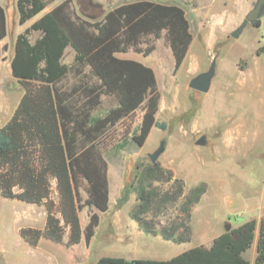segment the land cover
<instances>
[{"label":"trees","instance_id":"trees-1","mask_svg":"<svg viewBox=\"0 0 264 264\" xmlns=\"http://www.w3.org/2000/svg\"><path fill=\"white\" fill-rule=\"evenodd\" d=\"M55 1L15 0L19 25ZM260 24L259 19L253 26ZM163 32L176 72L193 39L186 13L176 4L136 0L90 22L73 10L71 0H64L16 36L10 70L22 94L11 116L0 126V196L44 206L43 228L19 230L27 245L36 247L40 239L59 244L65 231L68 246L79 244L82 237L89 245L99 216L92 213L82 230L78 214L83 207L108 211L107 164L100 144L106 131L140 107L141 123L132 137L138 146L144 144L152 129L166 128L155 117L159 92L153 70L139 61L116 56L130 51L149 55L153 45L147 41L160 38ZM6 36V14L0 5V41ZM142 44H147L145 49ZM6 48L3 45V51ZM67 48L73 51L70 65L63 62ZM254 53L264 56V38ZM238 66L241 71L245 68L240 61ZM101 96L112 98L115 106L103 116H94ZM146 172L155 180L165 176L170 181L173 177L157 162ZM182 183L173 179L172 190L163 193L155 207L159 210L169 200L184 198L178 205L181 217L160 230L163 240L177 245L189 242L185 223L192 206L205 193L201 184L185 194ZM80 188L87 195L84 201ZM149 194L143 188L139 190L137 207L129 217L145 233L152 234V218L146 217ZM255 235L252 264H264V215L259 221L249 219L238 225L228 221L209 247L193 246L167 260L102 256L92 264H251L243 254L251 248Z\"/></svg>","mask_w":264,"mask_h":264},{"label":"rangeland","instance_id":"rangeland-1","mask_svg":"<svg viewBox=\"0 0 264 264\" xmlns=\"http://www.w3.org/2000/svg\"><path fill=\"white\" fill-rule=\"evenodd\" d=\"M12 1L1 0L6 11L7 36L0 42V126L11 116L22 94V88L12 77L9 67L14 40L18 33L41 16L39 14L19 25L18 14L16 8L12 7ZM62 1L64 0H56L45 11ZM132 1L136 0H71V6L81 18L96 22L101 20L108 10ZM149 1L176 4L184 9L193 39L182 65L174 72V61L164 32L160 38L147 41L153 45L149 55L130 51L116 56L139 61L153 70L159 92L158 112L155 117L159 122H164L166 128L152 129L144 144L138 146L132 137L141 123L143 108L140 107L106 131L100 144L102 156L107 164L108 211L102 213L93 207H83L78 214L82 230L92 213L99 216V225L89 245L85 244L82 237L79 244L68 246L67 231L59 244L40 239L36 247L27 245L19 236V230L43 228L46 220L44 206L8 200L0 196V264H92L102 256L153 258L160 257L161 254L165 258L199 244L209 246L211 238H202L206 225L209 228L208 224H212L214 219L220 222V213L224 208L238 209L247 204L245 195L250 192V184L247 183L251 178L255 182L253 189H260L264 177V151L260 153L259 158L254 155L253 159L250 154L247 160H241L239 157L231 159L221 153L219 140L224 135L228 120L224 119L225 104L223 105V100L221 103V96L216 90L218 86L203 94L191 90L188 83L198 73L207 71L213 59L216 72L220 73V76L218 74L214 79L220 77L216 80L217 83H224L234 69L235 61L239 57H247L257 44L258 47L263 43L264 15L260 18L262 24L259 27L248 25L237 38H231L230 32L240 22L233 27L230 13L242 0ZM223 3H230V8H225ZM35 36L36 34H33L32 38ZM3 45H6V51H3ZM146 46L147 44H142L141 48L145 49ZM72 60L73 51L67 48L63 62L70 65ZM239 61L244 66V61ZM68 80L73 82L70 77ZM239 96L235 95V98H240ZM114 106L112 98L101 96L100 105L93 115L103 116ZM201 136L208 137L207 143L193 145ZM161 141H165V147L156 162L161 169L178 172L182 178L178 175L174 178L172 173L170 181L165 176L155 180L146 172L148 166L152 165L148 154H152ZM236 159L237 162H233ZM228 162L231 168L226 166ZM193 178L198 179L197 183L205 185V192L207 187L208 190L204 200L192 206L190 218L185 223L189 229V242L177 245L165 241L160 236V230L178 221L181 217L178 205L184 198L169 200L166 205H160L159 210H155V207L162 194L172 190L173 179L182 180L186 194L190 189L201 185H192L189 188L190 185L183 180L191 182ZM219 183L222 184L218 190L216 187ZM141 188L150 193L148 196L151 203L148 205L146 217L152 218V234L145 233L129 217V213L137 207V196ZM79 195L82 201L87 197L82 188L79 189ZM209 200L215 205L211 206ZM206 202L213 207L212 210L205 209ZM241 222V218L233 221L236 224ZM178 232L180 233L181 229Z\"/></svg>","mask_w":264,"mask_h":264},{"label":"crops","instance_id":"crops-1","mask_svg":"<svg viewBox=\"0 0 264 264\" xmlns=\"http://www.w3.org/2000/svg\"><path fill=\"white\" fill-rule=\"evenodd\" d=\"M241 2L242 3H240L239 6L234 8L230 13V18L233 21V27L243 19L246 12L252 7L254 0H242ZM12 4V7L14 8L15 0L12 1ZM0 5L5 11L4 5L1 0ZM223 5L226 6L225 8H230V3L229 5L223 3ZM48 11L44 10L43 12L45 13ZM43 12L41 14H43ZM257 45L247 57H239L235 61L234 69L230 74H228L224 83L222 81H218L217 83L216 80L220 77L214 79L216 75L219 74L218 76H220V73L216 72L215 65V74L210 84L209 91L214 90L215 87L218 86V89L216 90H218V94L221 96V103L223 100V105L225 104L224 119L228 120V126L226 127V129H224V135L222 136V139L219 140V148L221 149V153L225 154L228 158L231 159L239 157L241 160H244L243 158L247 160V157H249L250 154L253 155V159L254 155L259 158L260 153L264 151V56L255 55L254 52L257 48ZM239 60L244 61L245 69L242 71L239 70L237 66V62ZM238 94L240 95V98H235V95L238 96ZM231 120H233V122H230ZM207 141L208 137L205 136V144L207 143ZM193 145L200 146L196 144V141L195 143L193 142ZM233 162H237V159ZM226 166L228 168L232 167L229 162L226 164ZM172 173L174 174V178L176 175L181 177L178 172L175 173V171L172 170ZM193 179L194 180H192L191 182L186 179L183 180L186 184L190 185L189 188L192 187V185L196 186L198 184H201L200 182L197 183L198 179ZM221 184L222 183L217 184L216 188L218 190L221 188ZM247 184H250V187H248L250 192L245 195L247 204L244 206H240L238 209L233 207L224 208V210L220 213V215H222L220 216V222H216V220L214 219V222L212 224H208L209 228L206 225V232L202 238L210 237V245L213 238H215L223 231L226 222L229 221L232 224H236L233 223V221H235L237 218H241L242 222L249 219H256L257 221H259L260 218L264 215V177L262 179L260 189H258L257 187H255V190L253 189L255 185L253 178H251ZM207 190L202 195L200 202L203 201L207 196ZM209 203L211 204V206L215 205V203L211 200H209ZM209 203L206 202L205 209L212 210L213 207H211ZM256 237L257 235H255V239L251 248L243 254L244 258L251 264L253 263L256 251ZM199 245H203L205 247L210 246H206L204 244ZM170 257L164 258L160 254V257H153L151 259L167 260Z\"/></svg>","mask_w":264,"mask_h":264},{"label":"water","instance_id":"water-1","mask_svg":"<svg viewBox=\"0 0 264 264\" xmlns=\"http://www.w3.org/2000/svg\"><path fill=\"white\" fill-rule=\"evenodd\" d=\"M262 15H264V0H255L252 8H250L246 14L244 15L243 19L240 21L238 26L232 30L229 34L231 38H237L239 34L248 26L253 25L257 20H259ZM215 71V59L212 60L209 68L207 71L198 73L195 77H193L189 83L188 87L196 92L199 93H207L210 89L211 80L214 76ZM197 145H204L205 144V136L199 137L196 139ZM165 147V141H161L159 147L152 153L148 154V159L150 163H155L158 157L162 154Z\"/></svg>","mask_w":264,"mask_h":264}]
</instances>
